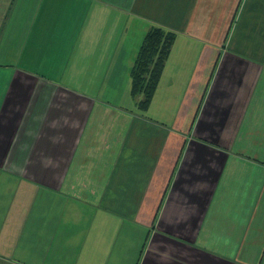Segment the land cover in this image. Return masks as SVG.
I'll return each mask as SVG.
<instances>
[{
    "label": "crops",
    "instance_id": "1",
    "mask_svg": "<svg viewBox=\"0 0 264 264\" xmlns=\"http://www.w3.org/2000/svg\"><path fill=\"white\" fill-rule=\"evenodd\" d=\"M153 27L177 37L143 111ZM0 247L264 264V0H0Z\"/></svg>",
    "mask_w": 264,
    "mask_h": 264
},
{
    "label": "trees",
    "instance_id": "2",
    "mask_svg": "<svg viewBox=\"0 0 264 264\" xmlns=\"http://www.w3.org/2000/svg\"><path fill=\"white\" fill-rule=\"evenodd\" d=\"M176 37L173 31L153 27L144 38L131 71V94L143 111L153 101Z\"/></svg>",
    "mask_w": 264,
    "mask_h": 264
},
{
    "label": "rangeland",
    "instance_id": "3",
    "mask_svg": "<svg viewBox=\"0 0 264 264\" xmlns=\"http://www.w3.org/2000/svg\"><path fill=\"white\" fill-rule=\"evenodd\" d=\"M6 255L7 254H5V252L3 251V247H0V264H26L25 262L18 261V260L16 261L14 259L12 261H9Z\"/></svg>",
    "mask_w": 264,
    "mask_h": 264
}]
</instances>
